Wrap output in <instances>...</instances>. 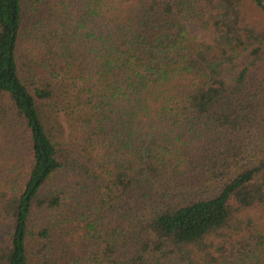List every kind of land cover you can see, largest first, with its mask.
I'll list each match as a JSON object with an SVG mask.
<instances>
[{
	"label": "trees",
	"instance_id": "obj_1",
	"mask_svg": "<svg viewBox=\"0 0 264 264\" xmlns=\"http://www.w3.org/2000/svg\"><path fill=\"white\" fill-rule=\"evenodd\" d=\"M156 256L264 257L263 0H0V264Z\"/></svg>",
	"mask_w": 264,
	"mask_h": 264
},
{
	"label": "rangeland",
	"instance_id": "obj_2",
	"mask_svg": "<svg viewBox=\"0 0 264 264\" xmlns=\"http://www.w3.org/2000/svg\"><path fill=\"white\" fill-rule=\"evenodd\" d=\"M264 2V0H263ZM59 22V18L58 20H56L53 24L52 27L47 28L46 33H48L49 30L53 31L54 28H56ZM61 28V26H59ZM186 30L189 34V36H191L192 38H195L196 41L201 42V43H205V44H209L210 43V36L209 33L206 31H202L197 29L194 25L192 24H185ZM49 34V33H48ZM61 36L63 35L60 32ZM52 35H54V32L52 33ZM70 35V32H66L65 33V40L68 39ZM36 75L35 72L33 73V81L32 82H36L37 80L45 78L44 75H40V70L37 68L36 70ZM26 78V75H24ZM75 83L78 85L79 82L75 81ZM68 85L65 83L64 87H67ZM63 89V88H62ZM58 91L59 87L57 88ZM68 98V96H66ZM65 96H61L60 92L57 93V95L53 96L52 100L49 102H45L42 105H40L41 107V112L42 115L44 116L45 120H48L50 118H54L53 123L55 122L56 125H59L58 130L62 132L61 135V140L60 142H62L63 147H65V149H68L70 151L76 152V151H80L81 149H83V147L85 146V139L83 132L79 131L77 129L76 125H72L70 127V125L67 122V118L65 116V111H64V107H65V101H64ZM50 130L51 133V137L53 138L54 135H56V133L54 132V130L52 129V127H47ZM75 154V153H73ZM63 230H64V239L65 241L69 244L70 242L72 244H76L82 239V226L81 225H76L73 224L72 222H68L63 226ZM231 259H234V256L231 257ZM168 262L165 261L163 258H159V257H155L152 258L150 260L149 264H167ZM237 264H242L236 262ZM256 264H264V257H260L258 258V260L256 261Z\"/></svg>",
	"mask_w": 264,
	"mask_h": 264
}]
</instances>
